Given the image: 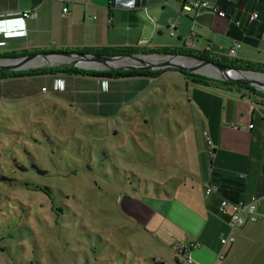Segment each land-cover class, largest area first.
<instances>
[{
    "label": "rangeland",
    "instance_id": "obj_1",
    "mask_svg": "<svg viewBox=\"0 0 264 264\" xmlns=\"http://www.w3.org/2000/svg\"><path fill=\"white\" fill-rule=\"evenodd\" d=\"M100 82L0 81V264H174L185 247L178 208L188 216L193 206L185 78ZM48 99H63L65 110Z\"/></svg>",
    "mask_w": 264,
    "mask_h": 264
},
{
    "label": "crops",
    "instance_id": "obj_2",
    "mask_svg": "<svg viewBox=\"0 0 264 264\" xmlns=\"http://www.w3.org/2000/svg\"><path fill=\"white\" fill-rule=\"evenodd\" d=\"M190 1H206L225 16L211 9L182 13ZM66 7L69 12L64 14ZM33 12L36 16L29 17ZM253 13L258 14L255 20L250 18ZM143 39L148 41L145 46L140 44ZM235 42L242 43L237 59L264 63V0H0V53L141 47L186 48L229 57L228 49ZM171 71L181 73L170 69L157 77L120 79H157ZM46 76L67 78L80 85L119 80L64 73L17 79ZM183 77L193 124L192 157L183 169L193 177V206H187L188 216L184 205L178 208L179 214L186 215L180 224L186 230L180 242L188 248L193 264H264V223L231 228L229 214L220 211L223 199L238 202L256 197L258 211L264 213V105ZM67 91L55 87L54 94L67 97L71 90ZM36 93L26 95L35 98ZM48 100L65 110L63 99ZM112 133L118 130L112 129ZM169 177L160 179L163 182ZM208 185L217 190L207 194ZM165 193L174 197L169 188ZM135 215L140 216L138 212ZM230 236L235 241L223 244L222 238ZM154 260L166 264L163 258ZM179 260L176 256L174 264H181Z\"/></svg>",
    "mask_w": 264,
    "mask_h": 264
},
{
    "label": "trees",
    "instance_id": "obj_3",
    "mask_svg": "<svg viewBox=\"0 0 264 264\" xmlns=\"http://www.w3.org/2000/svg\"><path fill=\"white\" fill-rule=\"evenodd\" d=\"M68 51L73 52H83L89 54L103 55V56H117V55H137V54H153L159 53L161 55L168 54H180L187 56H198L203 59L221 63L224 65H229L233 68L243 69V70H253L264 73V63L253 62L248 60L237 59L236 57H225L212 55L207 53L196 52L192 49H171V48H162V49H150V48H141V47H92L84 49H71ZM41 52H48L44 49H32V50H21V51H12L6 53H0V58L9 57H22L26 55L39 54ZM170 69H105V70H89L81 69L79 67H61V66H48L41 67L38 69H32L29 71H15V70H4L0 71V80H10L17 77H33L37 75L44 74H76L92 77H101L107 79H120V78H132L139 76H149L157 77L162 72ZM177 70V69H174ZM180 71L189 82L197 84L207 88L221 89L229 92H236L242 97H248L249 99L264 105V92L257 89L252 85H245L235 81H226L219 78L209 77L200 73H194L189 71ZM154 264H160L159 262L153 261ZM180 263L181 261H177Z\"/></svg>",
    "mask_w": 264,
    "mask_h": 264
},
{
    "label": "water",
    "instance_id": "obj_4",
    "mask_svg": "<svg viewBox=\"0 0 264 264\" xmlns=\"http://www.w3.org/2000/svg\"><path fill=\"white\" fill-rule=\"evenodd\" d=\"M38 56H42L43 58H52V57H63L67 58L68 61H61L58 63H47L48 66H61V67H83L86 69H145V70H153V69H177L183 71H189L194 73H200L209 77L219 78L226 81H235L245 85L255 86L257 89L264 92V82L258 81L254 82L250 78L245 77L244 73H256L262 74L263 72L253 71V70H243L238 68H233L229 65H224L221 63H217L214 61H210L207 59H203L198 56H187L180 54H168L161 55L159 53L153 54H137V55H117V56H103L96 54H89L83 52H73L68 50H60V51H48L43 52L41 54H32L26 55L22 57H3L0 58V71L4 70H19L24 68L23 64L30 62L33 59H36ZM150 56H159L162 57L158 62H151L147 58ZM120 59H131L133 62H130L129 65L126 66H117L112 65V62ZM185 59H193L196 60L199 64L198 66H209L217 70L218 73H221L222 76H214L207 74L205 72L199 71L196 69L197 67L191 68L184 64ZM86 62H94L97 64H102L103 66H88ZM236 73L235 75L233 74Z\"/></svg>",
    "mask_w": 264,
    "mask_h": 264
},
{
    "label": "built area",
    "instance_id": "obj_5",
    "mask_svg": "<svg viewBox=\"0 0 264 264\" xmlns=\"http://www.w3.org/2000/svg\"><path fill=\"white\" fill-rule=\"evenodd\" d=\"M193 9H211L217 12L220 16H225L223 11H219L217 7L210 5L206 1H190L184 4L182 8V13L185 10H193ZM64 14L69 12L68 7L64 8ZM36 12L30 13L29 17H35ZM251 20H255L258 18L257 13H253L251 15ZM174 35V32L171 33ZM148 43L146 39L140 41L142 46H145ZM241 42H235L232 47L228 49V56L229 57H236L237 51L241 48ZM46 90V88H43ZM217 188L213 185H208L206 193L210 194L211 192L216 191ZM220 211L224 214H229V225L231 228L239 229L244 227L247 223H256V222H263L264 223V213L258 211L257 207V198L252 197L249 200H242L238 202H232L228 199H223L220 204ZM235 241V237H225L222 238L223 244H232ZM193 247L194 245L191 244ZM175 250L178 252L180 256L181 264H193V259L188 253L187 247H179L177 246Z\"/></svg>",
    "mask_w": 264,
    "mask_h": 264
},
{
    "label": "bare ground",
    "instance_id": "obj_6",
    "mask_svg": "<svg viewBox=\"0 0 264 264\" xmlns=\"http://www.w3.org/2000/svg\"><path fill=\"white\" fill-rule=\"evenodd\" d=\"M63 57H52V58H36L31 60L30 62H27L25 64H23V67H28L30 65H38V64H44V63H58L63 61ZM148 60H150L151 62H158L159 60L162 59V57L159 56H150L147 58ZM184 64H186V66L194 68L197 67L196 69H198L199 71L205 72L207 74L210 75H214V76H222L221 73H218L217 70H215L214 68H211L209 66H198V62L196 60L193 59H185L183 60ZM130 62H133L131 59H120V60H115L112 62V65H117V66H126L129 65ZM88 66H98L97 63L94 62H86L85 63ZM233 74L235 75L236 73L233 72ZM245 77L250 78L252 81L254 82H258V81H263L264 82V75L262 74H256V73H244Z\"/></svg>",
    "mask_w": 264,
    "mask_h": 264
}]
</instances>
